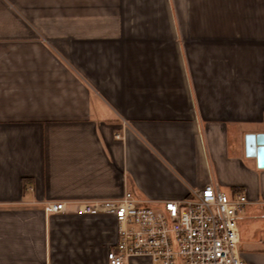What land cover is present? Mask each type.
Returning a JSON list of instances; mask_svg holds the SVG:
<instances>
[{
	"label": "crops",
	"instance_id": "0c3cea01",
	"mask_svg": "<svg viewBox=\"0 0 264 264\" xmlns=\"http://www.w3.org/2000/svg\"><path fill=\"white\" fill-rule=\"evenodd\" d=\"M258 133L264 0H0V264H108L117 220L80 202L208 183L247 194L239 250L264 264Z\"/></svg>",
	"mask_w": 264,
	"mask_h": 264
},
{
	"label": "built area",
	"instance_id": "2783aa9c",
	"mask_svg": "<svg viewBox=\"0 0 264 264\" xmlns=\"http://www.w3.org/2000/svg\"><path fill=\"white\" fill-rule=\"evenodd\" d=\"M249 204L245 192L228 195L208 183L185 199L146 203L127 191L121 198L87 200L81 214H111L118 240L109 248L108 264H128L149 257L154 264H249L239 250L238 218ZM47 212H65V202L48 201Z\"/></svg>",
	"mask_w": 264,
	"mask_h": 264
},
{
	"label": "water",
	"instance_id": "95a60500",
	"mask_svg": "<svg viewBox=\"0 0 264 264\" xmlns=\"http://www.w3.org/2000/svg\"><path fill=\"white\" fill-rule=\"evenodd\" d=\"M246 150L249 156H256L260 167H264V133L247 134Z\"/></svg>",
	"mask_w": 264,
	"mask_h": 264
},
{
	"label": "rangeland",
	"instance_id": "374dc122",
	"mask_svg": "<svg viewBox=\"0 0 264 264\" xmlns=\"http://www.w3.org/2000/svg\"><path fill=\"white\" fill-rule=\"evenodd\" d=\"M229 196L231 195L230 193H227Z\"/></svg>",
	"mask_w": 264,
	"mask_h": 264
}]
</instances>
